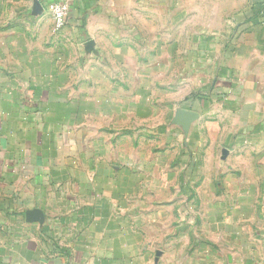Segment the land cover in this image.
<instances>
[{
    "label": "crops",
    "instance_id": "crops-1",
    "mask_svg": "<svg viewBox=\"0 0 264 264\" xmlns=\"http://www.w3.org/2000/svg\"><path fill=\"white\" fill-rule=\"evenodd\" d=\"M53 1L0 0V264H263L264 0Z\"/></svg>",
    "mask_w": 264,
    "mask_h": 264
},
{
    "label": "built area",
    "instance_id": "built-area-1",
    "mask_svg": "<svg viewBox=\"0 0 264 264\" xmlns=\"http://www.w3.org/2000/svg\"><path fill=\"white\" fill-rule=\"evenodd\" d=\"M50 11L54 20V29L62 30L69 18L70 3L67 0H55L50 4Z\"/></svg>",
    "mask_w": 264,
    "mask_h": 264
},
{
    "label": "rangeland",
    "instance_id": "rangeland-1",
    "mask_svg": "<svg viewBox=\"0 0 264 264\" xmlns=\"http://www.w3.org/2000/svg\"><path fill=\"white\" fill-rule=\"evenodd\" d=\"M180 55V54H182V53H177V55ZM183 67V62L181 61V63H180V67H177L176 69H175V72H176V74L178 75V76H183L182 74L185 72V69L184 68H182ZM262 257H263V261H262V263L264 264V253L262 254Z\"/></svg>",
    "mask_w": 264,
    "mask_h": 264
}]
</instances>
